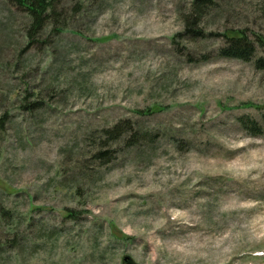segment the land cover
I'll use <instances>...</instances> for the list:
<instances>
[{"label":"rangeland","instance_id":"obj_1","mask_svg":"<svg viewBox=\"0 0 264 264\" xmlns=\"http://www.w3.org/2000/svg\"><path fill=\"white\" fill-rule=\"evenodd\" d=\"M191 1L0 0V264H264V0Z\"/></svg>","mask_w":264,"mask_h":264},{"label":"trees","instance_id":"obj_2","mask_svg":"<svg viewBox=\"0 0 264 264\" xmlns=\"http://www.w3.org/2000/svg\"><path fill=\"white\" fill-rule=\"evenodd\" d=\"M17 6L23 7L31 18V33H38L44 26L45 21L50 20L54 15L56 0H12ZM211 0H192L190 3L189 13L186 15L187 18H191L194 22L198 23L202 16L206 13V9L209 7ZM52 28L60 31L62 27ZM227 45L220 47L218 53L223 57H234L243 60H249L253 54L254 48L251 42L244 37L242 33L235 32L226 35ZM261 60V59H259ZM3 118L0 119V128L3 127ZM240 123L243 127L250 130L251 134H259L261 132V127L257 121L253 118L247 116L239 117ZM129 125H124L123 128L119 124L113 125L111 129H104L103 133L107 134L108 140H114L119 138V136L129 129ZM100 157L107 158L106 151L98 152Z\"/></svg>","mask_w":264,"mask_h":264}]
</instances>
